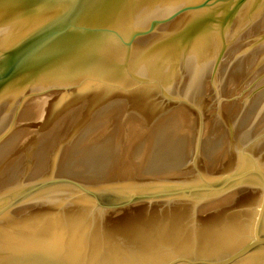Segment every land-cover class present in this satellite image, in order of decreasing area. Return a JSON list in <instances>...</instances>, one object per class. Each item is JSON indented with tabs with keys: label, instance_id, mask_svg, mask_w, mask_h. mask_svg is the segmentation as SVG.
Returning <instances> with one entry per match:
<instances>
[{
	"label": "water",
	"instance_id": "95a60500",
	"mask_svg": "<svg viewBox=\"0 0 264 264\" xmlns=\"http://www.w3.org/2000/svg\"><path fill=\"white\" fill-rule=\"evenodd\" d=\"M0 264H264V0H0Z\"/></svg>",
	"mask_w": 264,
	"mask_h": 264
}]
</instances>
